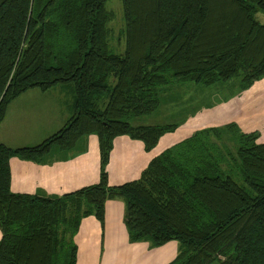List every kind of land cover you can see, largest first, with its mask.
Here are the masks:
<instances>
[{
  "label": "trees",
  "instance_id": "obj_1",
  "mask_svg": "<svg viewBox=\"0 0 264 264\" xmlns=\"http://www.w3.org/2000/svg\"><path fill=\"white\" fill-rule=\"evenodd\" d=\"M106 1L0 0V124L30 89L61 85L74 98L71 117L40 143H0V264H76L82 219L103 225L105 203L114 199L124 203L130 242H177L168 264H264V143L257 133L232 122L196 131L117 186L106 170L115 138L139 140L150 151L177 128L130 122L158 111L170 84L237 79L245 89L264 78V23L255 19L264 0H122V54L109 44ZM90 134L98 140L96 183L52 197L11 191V158L39 162Z\"/></svg>",
  "mask_w": 264,
  "mask_h": 264
},
{
  "label": "crops",
  "instance_id": "obj_2",
  "mask_svg": "<svg viewBox=\"0 0 264 264\" xmlns=\"http://www.w3.org/2000/svg\"><path fill=\"white\" fill-rule=\"evenodd\" d=\"M52 89L44 92L30 89L9 104L0 124V143L11 148L33 146L65 124L73 113L74 98L66 103L63 97L53 95ZM235 92L226 105L217 110L214 123L219 126L234 122L243 132H257V141L264 143V78L244 91ZM160 108L161 118L141 125L172 123L167 116V105ZM176 133L177 128L163 135L150 151H146L139 140L128 136L115 138L106 167L109 185L117 186L139 178L152 158L181 139L172 137ZM113 162L119 166L114 171ZM98 178L99 149L94 134L81 138L70 151L52 150L39 162L18 157L10 160V189L14 193L60 196L92 185ZM77 236L88 248H95V251L87 250L90 253L86 255L85 264H168L178 251L174 240L158 247H151L147 242H130L124 225V203L119 199L105 203L103 225L93 216L83 218L74 237L76 245ZM79 253L78 243L76 264Z\"/></svg>",
  "mask_w": 264,
  "mask_h": 264
},
{
  "label": "rangeland",
  "instance_id": "obj_3",
  "mask_svg": "<svg viewBox=\"0 0 264 264\" xmlns=\"http://www.w3.org/2000/svg\"><path fill=\"white\" fill-rule=\"evenodd\" d=\"M105 6L106 9L109 10L113 15L112 20L108 23V28L110 29V47L115 53L122 54L125 50V20L122 0H107ZM255 19L260 23H264V13L260 11L257 12L255 14ZM109 82L110 84H113L114 78H111ZM167 87V90L165 89V92L163 93L164 96L162 98L160 106L162 107L167 105V116H170V122H174L177 124L178 133L174 134L172 137L181 139L178 140L175 144L189 137L196 131H203L205 129L223 126H218L214 123V121L216 120L215 117L218 112L217 110L223 107V105H226V103L228 102L227 100L232 98L231 95L235 91L240 92L249 88H242L237 79L218 81L211 85H202L201 83L193 82H176L170 84ZM52 91L53 95H56V97H63L66 103L73 99V94L65 86H57L53 88ZM160 113L161 108L159 107L158 114H156L155 112V114L153 113L152 115L133 119L130 122L133 125L146 123L151 120H155L156 117L161 118ZM190 118L191 120H189ZM214 139H216V137L211 135L210 141H214ZM224 142H227L229 145L231 144V142L227 141L226 139L224 140ZM117 168H119L118 164L113 162L112 170L114 171ZM232 178L237 183H241V179L238 173H233ZM78 243L80 246L78 264H85L87 260L86 255H89L91 250L95 251V248H88L86 245L81 243L80 236H77V246ZM89 247L91 246L89 245ZM212 264L219 263L214 262Z\"/></svg>",
  "mask_w": 264,
  "mask_h": 264
}]
</instances>
